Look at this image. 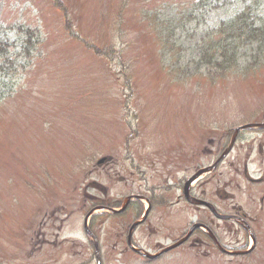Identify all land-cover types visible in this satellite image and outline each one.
<instances>
[{"label":"rangeland","instance_id":"374dc122","mask_svg":"<svg viewBox=\"0 0 264 264\" xmlns=\"http://www.w3.org/2000/svg\"><path fill=\"white\" fill-rule=\"evenodd\" d=\"M120 1L0 0V264H88L86 257L70 258L92 250L80 231L83 193L93 180L108 185L113 178L109 194L128 193L117 183L118 173H130L128 142L147 165L141 189L163 186L157 193L174 202L180 193L173 183L195 165L210 137L264 115V63L212 79L184 76L169 61L180 46L169 50L139 15V5L159 9L164 0H131L122 17ZM105 156L115 167L96 166ZM154 158L173 159L178 168L156 179ZM64 207L73 210L71 219L57 210ZM174 208L152 224L155 231L138 228L136 244L155 252L158 242L168 243L196 221L190 208ZM126 219L98 221L102 252L115 253L107 264H264V213L248 257L205 256L185 244L156 262L119 254L129 253L121 237L131 222ZM32 249L38 251L31 258Z\"/></svg>","mask_w":264,"mask_h":264},{"label":"trees","instance_id":"16d2710c","mask_svg":"<svg viewBox=\"0 0 264 264\" xmlns=\"http://www.w3.org/2000/svg\"><path fill=\"white\" fill-rule=\"evenodd\" d=\"M170 1L161 7L162 16L154 10L150 16L147 12L140 16L154 20L157 38L169 48L173 43H183L178 32L183 33V40L190 43L186 50H190L188 58L194 70L205 68L207 73L208 64L220 73L238 67V58L242 57L244 68L252 71L264 60V0ZM129 4V0H123L120 9L126 10ZM179 59V55L174 56L173 64Z\"/></svg>","mask_w":264,"mask_h":264},{"label":"flooded vegetation","instance_id":"af4514ba","mask_svg":"<svg viewBox=\"0 0 264 264\" xmlns=\"http://www.w3.org/2000/svg\"><path fill=\"white\" fill-rule=\"evenodd\" d=\"M254 122H256L257 125H261L262 127L259 129L260 134L256 139L257 148L254 147L253 143L251 145H247L246 147L240 146L241 145L240 144L238 148L237 147L233 148L230 154L220 164V165L224 164L226 160L229 158V156H231V154H233L236 151V156L232 159L230 163L229 162L227 163V171L224 173L219 170L220 165L218 166L216 165L215 167H213V164L208 166L205 165L204 169H207L209 171L207 172L209 173V177L206 178L203 185L206 184L207 186H209L208 188L209 191H207L206 189H202V197L207 198V200L211 199L209 197L210 195L219 199L229 197L228 195H225L223 188L234 186L239 190L241 188L240 183L246 181L248 182L250 187H253V191H256V195L258 196V199L260 201L259 205L262 206L264 204V116H263V120L258 119ZM209 143H210L209 149L207 150V145H206L204 146L202 152L203 154L206 153L205 161H207V156L214 157L215 159V157L218 158L225 151L224 146L226 142L224 140V137H221L219 140L218 138L216 140H211L209 141ZM201 167L202 165L199 167L194 166L193 169L198 170ZM231 174L233 175L231 176ZM94 187L103 189L102 187H100L95 183H94ZM247 190H249V188ZM257 193L260 195H258ZM95 201L99 202L100 198L95 197ZM178 203L179 202L171 203L170 206H174L175 204ZM98 207H105V206H101L99 203ZM231 208L233 210H236V214H242V209H239V207L232 205ZM162 209L163 206H158V202L151 203L150 212L143 226H146L151 231H155L153 230L154 228L152 227V224L154 222L159 223V221H162L163 213H164ZM127 212L130 218L133 215L136 217L137 214L139 213V209H137V203H132L131 206L129 205L125 213ZM153 217L155 218L154 220ZM235 217L241 219L238 217V215H236ZM197 245H202V243H200L199 241ZM82 254L85 255V253ZM93 254H94L93 259H95V253ZM110 258L111 256L109 254H105V255L103 254V259L101 264H107L109 261H111Z\"/></svg>","mask_w":264,"mask_h":264},{"label":"water","instance_id":"95a60500","mask_svg":"<svg viewBox=\"0 0 264 264\" xmlns=\"http://www.w3.org/2000/svg\"><path fill=\"white\" fill-rule=\"evenodd\" d=\"M185 241V239L184 240H182V241H180L179 243H177L176 245H174L173 247H170V248H168V249H166V250H164V252H166V251H168V250H170V249H172V248H174V247H176V246H178V245H180L181 243H183ZM147 258H150V259H153V258H155L156 256H151V255H149V254H147L146 253V255H145Z\"/></svg>","mask_w":264,"mask_h":264}]
</instances>
